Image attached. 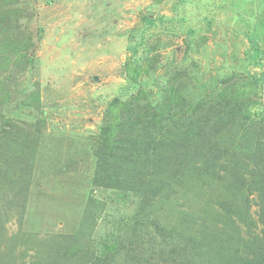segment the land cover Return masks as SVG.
Listing matches in <instances>:
<instances>
[{"label":"rangeland","instance_id":"obj_1","mask_svg":"<svg viewBox=\"0 0 264 264\" xmlns=\"http://www.w3.org/2000/svg\"><path fill=\"white\" fill-rule=\"evenodd\" d=\"M0 13V46L27 40L0 66V264L264 261V0ZM108 125L120 173L128 139L162 144L130 189L96 182Z\"/></svg>","mask_w":264,"mask_h":264},{"label":"trees","instance_id":"obj_2","mask_svg":"<svg viewBox=\"0 0 264 264\" xmlns=\"http://www.w3.org/2000/svg\"><path fill=\"white\" fill-rule=\"evenodd\" d=\"M150 20V18H148ZM11 20V16L10 14H4V13H0V22L3 21V23L0 25H4L9 23V21ZM5 28H8L5 27ZM26 39L25 37H22L21 35H17L16 37H13V39H10L7 35L3 38V41L1 42V46H0V52H2L3 54V63L0 64V66H3L4 68H6V66L10 63L13 62V57L14 55H18L20 53L21 50H23V48H27L26 46ZM3 85L0 84V88L2 89ZM7 97L2 98L1 102L5 101ZM175 99V92L171 93V96L169 98V101H173ZM133 107H129L127 109V112H134L133 111ZM112 126V125H111ZM110 126L108 125L104 130H103V136H104V151L102 152V155L100 157V167L98 168V177L96 182L98 184L107 186V187H113V188H118V187H122V189H130L135 185V180L133 178V175L131 174L130 171L128 172L129 166L131 164H134L136 162V159H139L138 156L140 157L142 152L141 150L146 148L148 150H151V155L148 156V152H145L147 155L142 157L141 160L144 161V159L146 161H151V156L154 155V161L156 162L157 160H159V157L156 156V154H158L160 152V146L162 144H159L160 141H158V144L156 145H152L150 140L145 141V146H143V148L140 146L139 143H137L136 140H132V139H128V141L126 143H123L122 149L125 151L124 157H123V161L122 163L126 162L128 165V168L126 170H124L123 172H118L116 167H114V157L115 155L111 153V150L106 148L105 146L110 144V139H107L108 134H109V129ZM109 129V130H108ZM110 135H112L111 131H110ZM151 146V147H149ZM155 151V153H154ZM148 157V158H146ZM134 158V159H133ZM133 162V163H132ZM141 162V161H140ZM139 162V164H140ZM145 164V162H144ZM134 167V166H131ZM146 169L140 167L139 165V171H144V170H148L149 168L147 166H144ZM102 171V172H101ZM100 173H102V175H100ZM123 174L124 177L121 175ZM139 183H140V179H139ZM156 185L153 184L151 182L150 188L152 189L153 187H155ZM140 189V186H139ZM155 189V188H154ZM161 188L159 187V189L156 188L157 190H160ZM207 258H209V256L206 255ZM254 263L253 264H264V261L262 260H258V259H254L253 260Z\"/></svg>","mask_w":264,"mask_h":264}]
</instances>
